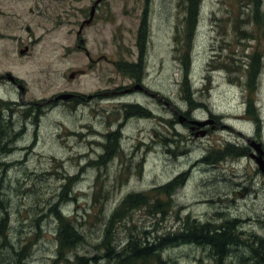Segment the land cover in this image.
<instances>
[{"label":"rangeland","instance_id":"rangeland-1","mask_svg":"<svg viewBox=\"0 0 264 264\" xmlns=\"http://www.w3.org/2000/svg\"><path fill=\"white\" fill-rule=\"evenodd\" d=\"M90 1L17 0L18 11L32 7L33 42L19 53L21 44L0 39V264H51L56 208L86 235L68 254L97 253L100 209L108 216L127 195L135 200L114 220V237L152 239L185 216L234 219L236 257L225 263L251 259L264 247V174L252 156L258 136L264 150V0H200L189 49L182 0H100L81 49L79 8L86 14ZM64 93L85 99L46 101ZM178 176L168 194L152 190ZM143 197L149 206L134 205ZM168 253L210 264L208 248Z\"/></svg>","mask_w":264,"mask_h":264},{"label":"trees","instance_id":"trees-1","mask_svg":"<svg viewBox=\"0 0 264 264\" xmlns=\"http://www.w3.org/2000/svg\"><path fill=\"white\" fill-rule=\"evenodd\" d=\"M182 1L185 3L184 8L186 14L184 21H186L187 25L186 47L189 49V33L192 34L194 20L198 16L200 0ZM187 52L189 53V51ZM184 77V84L187 87L188 71L186 66L184 69ZM250 105L255 107L254 101L247 103L248 107H250ZM1 110L2 109L0 108V113ZM185 115H187L186 112ZM255 117L258 121L257 116ZM4 132L5 131L2 130L0 124V152L3 150L1 145L5 138ZM111 134L106 135L108 140L110 139L109 137ZM116 144V141H114L115 146ZM240 147V155H247V151L249 150L248 147ZM219 152V155H222L220 150ZM108 157V151L100 156L101 159H106ZM203 160L206 161V158H203ZM180 177L181 176L174 177L168 184L161 187H154L152 190L168 194L169 189L172 190L177 184H180L181 181H183V178L180 179ZM133 196L134 195H127L124 197L108 216H106L102 209H100L98 219L103 226V231L100 233L99 242L96 245L97 253L91 256L79 255L77 252L71 253V256L68 254L73 248L78 247V245L83 242L86 235L78 231L76 220L67 217V215H65L60 209L56 208L55 218L58 222L55 247L56 256L51 264H178L175 259L168 257V255L164 256L163 253L169 254L168 252H170L172 248L183 245L196 246L203 249L208 248L210 250V264H226L224 260L225 258H230L234 261L236 251L232 247L229 248L237 241V239L234 238L233 233L230 232L233 230V227L239 226V221L234 219L232 221L224 222L221 226H212L208 222L200 223L197 220L191 219L189 216H185L174 232L155 235L152 239H150V233L148 231H141L139 235L133 231L123 239L114 237L112 224L115 219L120 217L119 213L122 210H126L130 207L131 200H135ZM94 199L95 197L93 196V200ZM161 203L160 200L155 199V204L153 205L157 210L161 211L163 209V204ZM134 205L149 206L146 197H143L142 201L138 199ZM0 225L4 228L3 223ZM262 245L264 244H261V246ZM251 251V259L248 261H242L241 264H264V247L259 252ZM229 263H231V261H229Z\"/></svg>","mask_w":264,"mask_h":264},{"label":"flooded vegetation","instance_id":"flooded-vegetation-1","mask_svg":"<svg viewBox=\"0 0 264 264\" xmlns=\"http://www.w3.org/2000/svg\"><path fill=\"white\" fill-rule=\"evenodd\" d=\"M99 1L100 0H91L87 7L86 14L84 13L83 7L79 8L83 16L78 24V27L76 30V36H77V41H78L77 47H80L81 49H84L83 48L84 45H83V38L81 37L80 34L83 31V29L89 26L92 23L93 19L95 18L96 16L95 13L99 7ZM16 3H17V0H0V18H1L0 39L7 40L8 42H13L16 45V47H19L21 44L23 49H18V50H19V53H22L24 50L27 49L28 44H32L33 42V40L30 39V36L32 33L31 25L28 23L30 22L29 21L30 19L26 17L27 15L26 10L28 12H31L32 7H26V9L22 7V9L18 11L17 7L14 6V4ZM25 19H28V21H26ZM17 31L23 32L25 33V35L19 34ZM85 54L88 56L87 52H85ZM88 59L92 61L89 58V56H88ZM90 61H88V66H87L88 68L90 67ZM77 70L81 71L78 74H84L85 72V69L83 68L77 69ZM72 71H75V70H72ZM0 77H2V75H0ZM4 77L7 78V80H9L11 83L15 84L16 86H19L20 92L21 93L23 92V87L18 83V80L15 76H11L9 73H5ZM138 88H141V87L138 86ZM69 94L70 95L64 100H69V99L72 100L74 99V96L77 97L75 99H85L77 93H69ZM89 96L90 95H87V98H89ZM56 99L57 98H55L54 96L52 99L46 100V101H55ZM254 140H255V136L253 137V141ZM257 143L259 144V149L260 147L261 148L263 147V144L261 143L259 136L257 137V140L254 142V144L257 145ZM260 151L262 152V155L259 158H261V160L264 161V150L262 149ZM249 259L250 258L247 257V258H243L242 260L248 261Z\"/></svg>","mask_w":264,"mask_h":264},{"label":"water","instance_id":"water-1","mask_svg":"<svg viewBox=\"0 0 264 264\" xmlns=\"http://www.w3.org/2000/svg\"><path fill=\"white\" fill-rule=\"evenodd\" d=\"M81 71L76 70V71H72L68 74V77H72L75 73H79ZM70 94L69 93H64V94H60L57 95L55 98H67ZM254 146V150L257 151V155L253 156L259 169L261 170L262 173H264V161L261 160V158H259L262 155V152L257 148L256 144H252Z\"/></svg>","mask_w":264,"mask_h":264},{"label":"bare ground","instance_id":"bare-ground-1","mask_svg":"<svg viewBox=\"0 0 264 264\" xmlns=\"http://www.w3.org/2000/svg\"><path fill=\"white\" fill-rule=\"evenodd\" d=\"M145 90V89H144Z\"/></svg>","mask_w":264,"mask_h":264}]
</instances>
